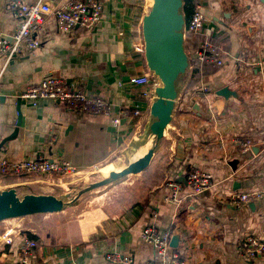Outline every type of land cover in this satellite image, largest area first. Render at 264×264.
I'll return each instance as SVG.
<instances>
[{
    "label": "crops",
    "instance_id": "crops-1",
    "mask_svg": "<svg viewBox=\"0 0 264 264\" xmlns=\"http://www.w3.org/2000/svg\"><path fill=\"white\" fill-rule=\"evenodd\" d=\"M8 1L0 0V32L5 35L17 26ZM48 1L56 7L67 0ZM199 1L207 17L202 35L222 47L225 64L208 65L198 76L188 67L177 80L172 119L148 167L151 180L138 199L97 197L59 227L38 228L19 221L18 227L27 225L21 227L22 234L38 242L37 264H116L106 259L109 252L131 256V264H166L141 238L148 225L179 237L174 249L183 264H264V257L246 261L240 256L246 238L264 240V199L241 207L227 203L236 193L264 191V0L196 4ZM152 4L153 0H104L95 26H78L68 34L58 31L55 17L49 15L36 51L0 60V141L14 131L21 113L18 137L0 149V157L11 162L49 157L83 171L135 154L144 144L153 146L155 136L148 130L155 121L151 107L162 82L157 80L148 96L141 95L145 88L130 83L132 76L150 71L135 44ZM46 76L103 97L115 109L138 105L141 114L114 124L111 116L80 114L45 99L33 105L21 98L27 87ZM224 88L229 89L227 97L218 94ZM246 139L260 149L253 151L251 146L244 152L239 142ZM145 153L143 149L134 160ZM194 170L212 174L213 184L190 201L186 177ZM171 180L183 184L179 206L166 199L171 191L166 183ZM60 183V177L49 175L0 178V191L15 188L18 194L58 196L54 189H61ZM1 236L0 264H16L18 246L2 244Z\"/></svg>",
    "mask_w": 264,
    "mask_h": 264
},
{
    "label": "built area",
    "instance_id": "built-area-1",
    "mask_svg": "<svg viewBox=\"0 0 264 264\" xmlns=\"http://www.w3.org/2000/svg\"><path fill=\"white\" fill-rule=\"evenodd\" d=\"M8 10L17 20L15 31L11 35L0 32V60L9 61L18 56H24L36 51L45 36L46 17H55L58 31L70 33L73 28L81 26L92 28L101 19L104 0H67L62 5L53 7L48 0H40L36 3H28L25 0H9ZM185 17V16H184ZM207 26V17L203 12L200 1L196 4L195 11L189 21L184 23V48L188 57L190 68L198 64H207L222 67L225 64V51L212 38H203L194 43L186 42L187 36L204 34ZM135 51L145 54V40L143 32L135 44ZM3 69H0V79ZM160 79L154 72L147 71L130 78L134 86L145 88L141 95H149L151 89L156 86ZM21 98L29 100L37 105L41 100H51L63 105L80 114H95L111 116L114 124H120L122 119L139 116L141 109L138 105L124 106L115 109L114 105L103 97L90 96L84 88L72 87L63 79L56 76H46L38 84L27 87ZM244 152L250 150L253 142L250 139L239 142ZM78 171L70 162L51 159L49 157L24 158L20 161L11 162L0 157V178L20 177L27 175L38 176H61ZM187 185L191 191L187 199L192 201L195 196L201 194L213 184L212 174L206 171L194 170L186 177ZM170 194L166 199L176 205H181V192L183 184L178 181H168ZM264 199V191H246L236 193L227 199V203L233 207H241L245 204ZM172 234L161 232L157 226H145L141 232V238L150 243L156 257L166 264H183L181 253L175 251L171 245ZM2 244L18 246L19 258L16 264H37L36 250L38 242L22 234L21 228H6L1 236ZM240 256L246 260H256L264 257V240L250 236L246 238L240 249ZM106 259L116 264H131L133 258L116 252L106 254Z\"/></svg>",
    "mask_w": 264,
    "mask_h": 264
},
{
    "label": "water",
    "instance_id": "water-1",
    "mask_svg": "<svg viewBox=\"0 0 264 264\" xmlns=\"http://www.w3.org/2000/svg\"><path fill=\"white\" fill-rule=\"evenodd\" d=\"M183 0H153L150 11L143 18V37L145 40V57L149 69L162 82L156 89L157 99L151 107V114L155 118L149 129L155 136L153 146L140 158L132 161L121 170H113L103 180L94 182L82 189L70 201L54 194L27 193L20 196L15 188L0 191V222L8 219L22 218L34 214L56 213L75 202L86 192L107 185L130 174H137L149 167L154 157L158 141L164 135V129L172 119L174 102L178 96L177 80L186 73L189 62L184 48L183 27L185 17L181 11ZM228 88L218 91L221 96H228ZM21 95V94H20ZM19 95V96H20ZM3 99V96H0ZM21 100L18 101L20 107ZM21 126V113L14 131L0 141V149L9 141L18 137ZM260 149L254 145L251 148ZM172 247L179 245V237L173 236Z\"/></svg>",
    "mask_w": 264,
    "mask_h": 264
},
{
    "label": "rangeland",
    "instance_id": "rangeland-1",
    "mask_svg": "<svg viewBox=\"0 0 264 264\" xmlns=\"http://www.w3.org/2000/svg\"><path fill=\"white\" fill-rule=\"evenodd\" d=\"M180 76H183V74ZM132 161H134V157L133 154L130 153L114 157L97 168L83 171H72L69 174L59 175L58 177L61 178L60 186L63 189H57L54 185V192L58 193V197L64 198L65 201H70L82 189L94 182L108 177L109 173L113 170L118 171L127 167ZM148 172V168H146L140 173L127 175L107 185L86 192L75 202L64 207V210H68L67 213L34 214L33 217L30 215L31 217L8 219L0 222V235L5 232L6 228H23L27 226L23 223L21 227H18L17 224L19 221H21V223L25 221V224L30 223L36 225L38 228H41L44 225H47L48 228L63 226L69 216H72L74 213H79L90 204L91 201L100 196H107L113 201L117 198H124L128 202H133L147 189V184L151 180V173ZM24 194V192L19 193L20 196H23Z\"/></svg>",
    "mask_w": 264,
    "mask_h": 264
},
{
    "label": "trees",
    "instance_id": "trees-1",
    "mask_svg": "<svg viewBox=\"0 0 264 264\" xmlns=\"http://www.w3.org/2000/svg\"><path fill=\"white\" fill-rule=\"evenodd\" d=\"M196 1L197 0H183V6L181 11L183 12L186 21H189L190 18L192 17L195 8H196ZM203 38H206L202 34L198 35H189L187 36L186 42L193 41L194 43H197L198 41L202 40ZM207 64H198L193 68V72L198 76L203 72V70L207 67ZM133 153V151L131 152ZM29 237L35 239V236L33 235H28ZM36 240V239H35Z\"/></svg>",
    "mask_w": 264,
    "mask_h": 264
},
{
    "label": "bare ground",
    "instance_id": "bare-ground-1",
    "mask_svg": "<svg viewBox=\"0 0 264 264\" xmlns=\"http://www.w3.org/2000/svg\"><path fill=\"white\" fill-rule=\"evenodd\" d=\"M148 148H149V144H144L143 146H141V147L137 150V152H136L135 154H133V157H136V156L138 155V153H139L140 151H142L143 149H144V150L146 149V152H147Z\"/></svg>",
    "mask_w": 264,
    "mask_h": 264
}]
</instances>
